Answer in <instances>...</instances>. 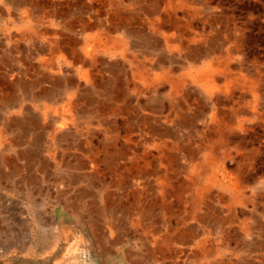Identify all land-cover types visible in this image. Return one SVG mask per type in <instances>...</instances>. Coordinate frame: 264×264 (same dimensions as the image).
<instances>
[{"label":"rangeland","instance_id":"374dc122","mask_svg":"<svg viewBox=\"0 0 264 264\" xmlns=\"http://www.w3.org/2000/svg\"><path fill=\"white\" fill-rule=\"evenodd\" d=\"M5 247L264 264V0H0Z\"/></svg>","mask_w":264,"mask_h":264},{"label":"bare ground","instance_id":"6f19581e","mask_svg":"<svg viewBox=\"0 0 264 264\" xmlns=\"http://www.w3.org/2000/svg\"><path fill=\"white\" fill-rule=\"evenodd\" d=\"M28 6V5H27ZM160 36V35H159ZM88 52V51H87ZM187 62V61H186ZM188 64H190V63H188ZM209 64V63H208ZM161 65V64H160ZM192 65V64H191ZM193 65H194V63H193ZM192 65V66H193ZM211 65V64H210ZM209 65V66H210ZM215 68H217V67H215ZM220 68V67H219ZM218 69V68H217ZM216 69V70H217ZM215 74V73H214ZM217 74V73H216ZM227 76V75H226ZM226 76H225V78H226ZM224 78V79H225ZM207 89V88H206ZM209 91V90H208ZM214 102V101H213ZM213 105V104H212ZM69 119H63L59 124L60 125H65V124H67L69 121H68ZM47 230V229H46ZM74 244V246H69V248H67V250H66V252L64 253V255H63V257H62V261H63V259H65L66 258V256L67 255H70L71 256V254L74 252V251H76V252H78L79 254H80V252H82V249L78 246V242H75V243H73ZM18 245V244H17ZM26 247V246H25ZM28 248V247H27ZM19 249V248H18ZM21 250H22V248H21ZM26 249H24L23 251H25ZM8 251H9V249L8 248H4V249H0V258L5 254V253H8ZM73 251V252H72ZM85 253V252H84ZM73 255V254H72ZM76 255V254H75ZM78 255V254H77ZM77 257V256H76ZM75 257V258H76ZM70 259V258H69ZM62 261L61 260H59V261H57L56 262V264H62ZM65 262V261H64ZM70 264V263H69ZM71 264H79V262H78V260L76 259V260H73V262L71 263Z\"/></svg>","mask_w":264,"mask_h":264}]
</instances>
